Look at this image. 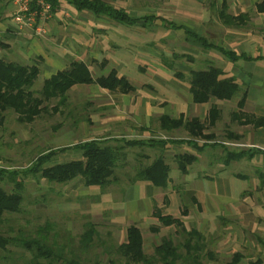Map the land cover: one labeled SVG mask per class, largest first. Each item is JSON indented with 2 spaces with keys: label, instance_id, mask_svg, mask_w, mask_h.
Masks as SVG:
<instances>
[{
  "label": "rangeland",
  "instance_id": "374dc122",
  "mask_svg": "<svg viewBox=\"0 0 264 264\" xmlns=\"http://www.w3.org/2000/svg\"><path fill=\"white\" fill-rule=\"evenodd\" d=\"M2 1L10 5L9 10L13 9L9 2L0 0V2ZM256 1L260 0H129L116 1L114 4L124 8H133V13H153L175 23L182 22L198 29L212 43L256 56L264 55V14L258 13L254 8ZM222 2H225L224 11L226 13L232 15L244 13V19H237L233 23L234 25H224L216 15ZM66 9H62L61 12H69V16H64L65 18L60 16L62 24L76 18L75 16L79 14L84 19L80 20L83 22L80 25L69 22L70 30L67 33L73 38L63 41L62 37L63 42H68L72 49H76V47L81 49L85 46L84 39L89 35L88 47L92 50L96 51L101 45L103 47L106 45L107 40L101 34L102 29L98 27L107 24L105 25L102 21L94 18L89 12L75 14L71 8L67 11ZM5 10L4 8L3 12ZM3 12H0V18H2ZM158 23V25H153L152 31L148 32L140 31L139 27L135 28L133 36L130 38L132 42L127 39L123 42L120 41L123 43L124 50L130 49L133 53L131 62H127L124 67L122 65L120 72L128 76L127 79L137 88L136 92L120 95L94 87L76 86L68 91L64 104H57L56 100L49 101L46 104V110L30 123L19 122L16 119V114L10 110L0 113L2 115L0 121V168L5 171L27 169L39 154L49 149L63 148L95 136L107 137L109 143L114 142V138H112L114 136L126 139L189 137L181 128L171 135L160 133L155 113L159 112L163 105L172 103L177 114L178 110L182 109L186 103L185 97H188V71L184 66L194 69L202 68L208 61L229 71L228 73L232 71L241 86V91L238 92V96L234 97V100L220 103L219 119L209 131L214 133L215 141L228 149L247 148L253 128L250 125L236 124L231 119V112L237 110L236 101L245 89L249 101L244 110L257 116L264 114V61L252 62L250 65L239 61L230 71L229 65L218 52L191 45L183 39L181 31L165 29L160 25V21ZM92 24L97 28H92ZM79 27L83 30L82 35L78 33L80 32ZM73 33L76 36H73ZM120 33L123 34L124 39L126 33ZM40 38H46L51 43L57 41L51 31H47L44 37L36 39ZM60 43L59 45L63 46V43ZM123 53L126 52L123 51ZM126 57L121 55L124 61H126ZM114 58L113 61L105 64L102 72L111 66L118 65L119 61L117 62L115 56ZM121 58L118 57L119 60ZM31 60H28L27 63H30ZM163 60L167 63L172 62L174 71L181 73L182 78L174 76L173 71L163 66ZM96 70V67L92 68L93 73H97ZM46 76L43 75V72H39L32 85L35 92L40 89L42 81L48 78ZM252 79L254 82L251 81ZM129 105L132 106L133 111H137L135 113L136 117L138 116L136 121L133 120L135 116L132 117L129 114L131 111ZM114 115H120L123 118L119 122L110 120L105 135H99L104 132V130H97V126L103 120L101 116ZM143 125H147L149 129L147 132H143ZM229 132L242 136V139L235 141L227 138ZM196 141L201 145L207 144L205 143L207 140L197 139ZM179 146L182 147L179 148ZM167 147L165 149H168L166 162L169 165V177H171L172 190L177 193L181 191L178 178L182 176L176 164L171 162V153L194 154L195 152L199 157L191 169L199 175L213 174L214 171L221 168L220 160L224 156V151L220 146L211 149L205 148L202 151H198L188 144L178 146L171 144ZM161 149L160 146L127 148L125 158L117 163L114 179L108 185L109 189L116 190V188L124 186L132 178L136 169L149 164L151 159L161 154ZM141 154L148 155V158L142 157ZM133 157H136L138 163H133ZM78 158H80V151L66 150L54 155L51 162L45 165ZM207 161H211V168L207 166ZM240 163L243 164L238 170H236V163L229 164L227 169L250 174L254 180L251 184L249 183L243 196L248 197L251 203L260 205V208H262L261 205L264 207V188L258 191L253 189L258 187V171L263 172L264 170V158L255 156L250 160L242 159ZM21 180L23 182V200L20 210L0 216V243L1 240L4 242V245H0V264H67L69 259H75L78 264H123V259L116 254L115 248L125 239V227L114 219L112 209L101 206L100 198L101 195H104L101 193L102 191L100 192L101 188L84 187L80 179L57 183L49 182L39 176L28 175ZM201 183L206 187L209 186L203 180ZM239 184L241 183L239 182ZM0 186L9 191L12 184L3 179L0 181ZM182 210L180 199L175 200L174 204L168 208L169 212L176 215ZM179 216H182L181 213ZM152 220L154 223L151 224L146 221L140 223L143 249L147 255L153 253V247L159 244L164 237L170 238L173 244H178L186 237L180 228L162 227L154 218L150 219V221ZM88 224L92 226L93 235L87 243H84L82 234L86 231ZM151 225H159L158 231L149 230ZM193 225V222L184 224L186 229L192 228ZM32 240L42 241L50 247V257H38L34 249L25 247V243ZM177 252L185 257L181 247ZM199 256L200 254H198L195 264H204L200 262ZM250 257L252 258L244 259L240 263L251 264L255 260V256ZM227 262L228 259H220L217 264ZM175 264L193 263L183 261L181 258L176 260Z\"/></svg>",
  "mask_w": 264,
  "mask_h": 264
},
{
  "label": "crops",
  "instance_id": "0c3cea01",
  "mask_svg": "<svg viewBox=\"0 0 264 264\" xmlns=\"http://www.w3.org/2000/svg\"><path fill=\"white\" fill-rule=\"evenodd\" d=\"M118 1H129V0H118ZM260 1H256L255 4ZM59 2H60L59 7L53 11L52 17L47 21L46 24L47 31H51V33L55 35V39L57 40L56 43L48 42L46 38L36 39L39 37H34L32 32L28 29L17 31L14 26V23L11 20L12 9L11 10L8 9L10 5L4 3L3 1L0 2V12H3L4 8L6 9L3 12L2 18H0V57L9 61H15V62L21 61L20 63H27V61L30 59L38 58L39 68H40L39 72H43V75L45 76L47 75L46 77H49L58 70H62L66 68L69 65V63L72 61H82L88 66L93 77H96L98 75H106L110 69H114L117 72L118 76H124L127 79L128 76L125 75L123 72L122 73L120 72V67L122 65L124 67L127 62H131L132 60L131 55L133 56V53L131 52L130 49H128L127 51L124 50L122 47L123 43H120V41L123 42V40L127 39L129 40V42H132L130 38L133 36V30H135V28L139 27L140 28L139 30L144 32L152 31V29L154 28L153 25H158L159 21H160V25L163 26L165 29L181 31L183 33V39L186 40L189 44L197 45L200 48H204V49H209V50L212 49L213 51L218 52L213 48H206L202 46L198 38H203L207 42L210 41H208L198 29H195V27L187 26L182 22L175 23L165 19L164 17L155 15L153 13H141V14L138 12L133 13V8L132 9L124 8L123 6L120 5L118 7L123 8L130 16L136 17L138 19H142L143 17H145V15H150V14L156 16V18H154L152 21L146 20L145 24L141 26L140 22L137 23L136 25H128V24L112 21L105 17H95L92 15L94 18L102 21L105 25L107 24L106 26L98 27L102 29L101 34L107 40L106 45L104 47L103 45H101V47L99 49H96V51L92 50L91 48L88 47V41L90 39H89V35H87L86 39L83 38L86 41L84 47H81V49L78 47H76V49H72L69 47L68 42H63L70 40V38H73L72 36L70 37L68 35L69 33H67V31L70 30V28H68L69 27L68 24L69 22L70 23L72 22L80 25L83 23L80 20H83L84 18L79 14L75 16L76 18H74V19H78L79 21L78 20L75 21L74 19H72V20H67L64 24H62L60 22L61 19L60 16L65 18L64 16H69V12L62 13L61 11L62 9H66V8L67 11L69 10L70 7L64 0H60ZM255 4H254V8H255ZM223 6L224 8L226 7L225 2H222L220 9L223 8ZM220 9H217L216 11V15L219 19L220 17L218 12ZM74 13L75 14L84 13V11L83 12L74 11ZM258 13L264 14L263 12H258ZM226 14L234 17L232 19L233 23L237 19H241L240 15H244V13H240L238 15H232L229 13ZM237 16L240 18H237ZM242 18L244 19V16ZM220 20L223 23L222 19ZM233 23L232 24L223 23V24L226 26H230V25H234ZM87 26L90 27L89 25ZM92 28H97V26L92 24ZM119 29L120 32L126 33V37H124V39H123V34L119 32ZM79 30L80 32L78 33L82 35L83 30L81 29V27H79ZM73 36L76 35L73 33ZM62 37H63V41L61 40ZM60 42L63 43V46L59 45L61 44ZM224 48L234 51L237 55L243 54L249 57L248 59H238L237 61L232 62L229 61L227 58H225L220 52H218L224 58L225 62H227V64L229 65L230 71L233 70V68L236 66V64L239 61H243L245 64L248 65H250V63L252 62L264 61V55L259 54L253 56L244 51L237 52L231 48H227V47ZM123 51L126 53H123ZM97 55L99 56L97 57ZM121 55H124L125 57L127 56L126 61H124L121 58ZM114 56L116 57L117 62L119 61L118 65L111 66L105 72H102L103 68L105 67V64L106 63L108 64L109 61L115 59ZM118 57H120L121 59L119 60ZM163 61H164L163 66H166L170 71H173L174 76L178 78H182L181 73L174 71L172 62L167 63L165 62V60ZM209 66L218 67L225 73L226 76H232L235 79V81L238 83L239 88L241 89V86L232 71L231 73H228L229 71H225L222 67L211 63V61L206 62L204 67L197 69H205ZM94 67L97 68L96 70L97 73L92 72V68ZM184 68L187 69L188 71V78L191 70H197L196 68L194 69L186 66H184ZM251 81H253V79ZM128 82L134 87L133 91L129 93H119V92H110V93L129 95L132 94L133 92H136L137 88L135 87V85H133V83H131L129 80ZM76 86L94 87L99 90H105L93 84L74 85L70 88V90ZM244 91L245 89L242 92ZM187 93H188L187 95L188 97H185L186 103L182 109L178 110L177 114L175 111L176 108L172 103H169V105H163L160 111L155 113L156 120L158 122V131L160 133L162 134L166 133L168 135H171V133L180 129V128L172 129V130L161 129L159 126V117L162 115H167L171 118H177L179 116H182L184 120H188L190 118L196 117L203 122H207L208 109L212 105H215L216 108L219 110L218 118L216 119L217 121L220 115V108H219L220 103L234 100L233 97L230 100L210 99L206 103H194L192 100V95L189 92L188 79H187ZM245 93L246 95L242 110L245 113H247L244 110V107L246 103L249 101V99L246 91ZM238 94L236 96H238ZM129 106L131 107V111H129V114H131L132 117L134 115L135 119L133 120L136 121L138 119L137 118L138 116L136 117L137 114L135 115L137 111H133L132 106L131 105ZM258 116H264V114ZM101 117L103 118V120L97 126L98 127L97 130H104V132L99 133V135H105V131H107L108 129L107 124L110 123V120H115V122H119L123 118L120 115L101 116ZM236 124L241 126L250 125L253 128V131L251 133V137L249 141L250 144H248V147L244 149L239 148L235 150H242V149L251 150V151L257 150L260 151L261 153L255 154L253 157L262 156L264 158V125L259 127H253L251 124L244 125V124H239L237 122ZM214 125L209 126L204 131V133H213L212 131H209V129L212 128ZM142 129L143 132H147L149 130L147 125H143ZM181 129L187 134V132L182 127ZM112 138H118V137L114 136ZM227 138L233 139L235 141H239L242 139V136L236 133L233 134L232 132L231 133L229 132L227 133ZM90 139H108V138L102 136H95L94 138H90ZM170 139L181 142L167 143L161 147L163 153L161 152V154L159 155H162L165 163H167L166 152L168 150L165 148H168L167 146L171 144H177V146L181 144H187L184 141L189 139V137H184V138L173 137ZM134 140H143V139L135 138ZM203 141L206 140L203 139ZM213 142H217V141H215L213 138L211 140H207L205 142L207 144L201 145L200 143H197V146H193V148L197 149L198 151H202L205 148L211 149L218 147L212 145ZM142 146H146V145H142ZM142 146L139 145L133 147H142ZM180 147L182 146H179V148ZM67 150H72V149H67ZM183 153H188V152H183ZM176 154H180V153L178 152L171 153L172 155L171 162H174L175 164L176 162L173 157ZM192 155L195 156V159L187 166V172L181 173L179 171L182 176L181 178L180 177L178 178V183L181 185L180 193H177L174 190H172V185L170 181L171 177H169V181L165 188L153 186L151 183L147 181L137 180L131 182L130 180H128V182L124 186L118 187L116 188V190H110L108 187L109 184L103 189H101L100 192L102 191L101 193L104 194L101 195L100 198L101 206L106 207L108 209H112L114 219L118 220L121 224H123V226L125 227L124 229H126V227L130 224H134L140 229V223L142 221H146L149 224L154 223V221L153 220L150 221V219H153L151 215L155 207L158 208L163 214H170L174 217H178V215L181 213L182 216H179L178 218L183 223V225L186 224L187 222H193L194 224L193 227L190 229H186V227L184 226L185 230L187 231L194 230L195 232L198 233V237L202 243L201 250L199 251L200 254L199 260L201 263L217 264L220 259L221 260L228 259V262L225 264H241L240 262L242 260L251 259L252 257L250 256H255V260L252 261L251 264H264V207L263 205H261L262 208H260V205H258L257 203H251L248 197L243 196V193L247 189L249 183L251 184V182L254 179L250 176V174L242 173L241 171H236L242 166L243 163H240L242 159L250 160L253 157L247 158L245 156L237 161H230L228 164H224L222 162L223 159L222 158L220 160L221 168L219 170L214 171L213 174L199 175L196 171L193 172L191 169L198 161L199 156L195 152ZM141 156L148 158V155L146 154H141ZM133 158H134L133 163H138L136 161L137 160L136 157ZM152 160L153 159H151L150 161ZM150 161L148 163H150ZM206 163L207 166H209V168L212 167L211 161H207ZM233 163H236V170H228L227 166ZM74 179H79V178H74ZM257 179L259 180L258 187L253 188L256 191L264 188V170L263 172L258 171ZM202 180L208 183L209 186L208 185L207 187L204 186L201 183ZM239 182L241 184H239ZM177 199H180V202L183 206V210L176 215L175 213L169 212L168 208H170V206H172L174 204V201ZM193 209L194 211H192ZM252 252L253 255H251Z\"/></svg>",
  "mask_w": 264,
  "mask_h": 264
},
{
  "label": "trees",
  "instance_id": "16d2710c",
  "mask_svg": "<svg viewBox=\"0 0 264 264\" xmlns=\"http://www.w3.org/2000/svg\"><path fill=\"white\" fill-rule=\"evenodd\" d=\"M48 1L52 5V11L59 7L60 0ZM64 1L76 12H89L95 17H105L128 25H136L140 22V25L143 26L146 20L152 21L156 18V16L151 14L145 15L142 19L130 16L123 8L113 4L118 0ZM255 8L258 12L264 13V0L257 2ZM224 9L223 6L218 12L220 19H222L223 23L232 24L234 17L227 15ZM240 17L242 18L243 15H240ZM240 17L237 16V18ZM198 39L203 47L217 50L229 61L235 62L238 59L249 58L243 54L237 55L234 51L225 49L220 45L207 42L203 38ZM38 74V58L32 59L30 63H20L0 57V113L10 110L16 114V119L19 122L30 123L46 110V104L49 101L57 100V104H64L67 92L74 85L93 84L109 92L119 93H129L134 90L128 80L124 76H118L114 69H110L106 75L93 77L88 66L82 61H72L66 68L58 70L48 78H45L40 89L35 92L32 89V85ZM188 83L189 92L194 103H206L210 99L230 100L240 91L238 83L232 76H226L220 68L214 66L191 70ZM245 95V91L242 92L237 100V110L232 112V119L239 124H251L253 127L263 126L264 116H255L242 110ZM53 109L55 110L56 107L54 106ZM218 112L219 110L216 106L212 105L208 109L207 122H203L196 117L184 120L182 116L171 118L167 115H162L159 117V126L165 130L182 127L189 135V139L184 142L191 146H197V139L211 140L214 138L213 133H204V131L209 126L214 125L218 118ZM1 119L2 115L0 114V121ZM113 140V143H109L107 139H89L69 147L49 149L39 154L31 166L21 171H5L0 168V181L5 179L12 184L9 191L0 186V216L20 210L23 200V182L21 180L23 177L28 175L39 176L49 182L57 183H66L74 178H79L84 187L103 189L114 179L117 163L125 158L127 148L139 145L162 147L167 143L181 142L170 138L134 140L119 137ZM212 145L222 147L224 151L222 162L224 164H228L230 161H237L245 156L251 158L255 154L261 153L257 150H230L218 142H213ZM67 149L80 151V158L48 166L45 165L51 162L54 155ZM173 158L179 171L186 173L187 166L195 159V156L189 153H180L174 155ZM137 180L147 181L153 186L165 188L169 181V166L163 160L162 155H158L149 164L136 169L130 181ZM151 216L162 227L174 226L180 228L186 237L178 244H173L170 238L164 237L159 244L154 246L153 253L147 255L143 251V238L140 229L136 225L130 224L125 229V239L118 243L115 248L116 254L123 259V264H153L155 262L175 264L176 260L181 258H183V261L195 264L202 247L198 233L194 230H185L183 223L178 217L163 214L156 207L153 209ZM159 225H151L149 230L156 232L159 229ZM92 235V226L88 224L86 231L82 234L84 243H87ZM3 243L1 240L0 245H4ZM25 247L34 249L38 257L47 258L51 255L50 247L42 241H29L25 243ZM180 247L184 250L185 257L177 252ZM67 264H78V262L75 259H69Z\"/></svg>",
  "mask_w": 264,
  "mask_h": 264
},
{
  "label": "built area",
  "instance_id": "2783aa9c",
  "mask_svg": "<svg viewBox=\"0 0 264 264\" xmlns=\"http://www.w3.org/2000/svg\"><path fill=\"white\" fill-rule=\"evenodd\" d=\"M12 9V22L17 31L28 29L35 37H44L46 24L53 13L48 0H6Z\"/></svg>",
  "mask_w": 264,
  "mask_h": 264
}]
</instances>
